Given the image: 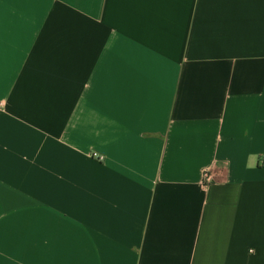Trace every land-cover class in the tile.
Here are the masks:
<instances>
[{"label": "crops", "instance_id": "obj_1", "mask_svg": "<svg viewBox=\"0 0 264 264\" xmlns=\"http://www.w3.org/2000/svg\"><path fill=\"white\" fill-rule=\"evenodd\" d=\"M263 151L264 0H0V264H264Z\"/></svg>", "mask_w": 264, "mask_h": 264}, {"label": "built area", "instance_id": "obj_2", "mask_svg": "<svg viewBox=\"0 0 264 264\" xmlns=\"http://www.w3.org/2000/svg\"><path fill=\"white\" fill-rule=\"evenodd\" d=\"M92 157L96 158L99 161H103L104 157L103 156H99L98 154H93ZM260 167L264 168V151L262 152L261 156H260ZM205 181L207 183H209L211 181V176L210 174H205Z\"/></svg>", "mask_w": 264, "mask_h": 264}]
</instances>
